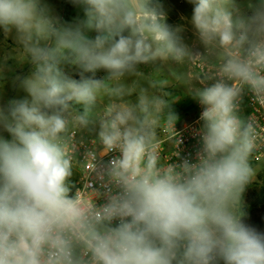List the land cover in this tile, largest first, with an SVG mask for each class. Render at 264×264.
Instances as JSON below:
<instances>
[{"label": "clouds", "instance_id": "9594fccd", "mask_svg": "<svg viewBox=\"0 0 264 264\" xmlns=\"http://www.w3.org/2000/svg\"><path fill=\"white\" fill-rule=\"evenodd\" d=\"M187 2L203 52L183 43L157 0H72L85 18L71 25L42 0H0V29L16 43L3 60L31 65L16 77L27 96L0 104L11 137L0 135V264H264V233L243 222L241 203L264 151V124L241 115L245 93L264 109V0H248L251 15L236 0ZM157 62L189 69L172 74L203 109L195 162L180 160L169 92L140 87L130 99L126 78ZM83 132L94 138L80 161Z\"/></svg>", "mask_w": 264, "mask_h": 264}, {"label": "rangeland", "instance_id": "374dc122", "mask_svg": "<svg viewBox=\"0 0 264 264\" xmlns=\"http://www.w3.org/2000/svg\"><path fill=\"white\" fill-rule=\"evenodd\" d=\"M43 3L47 4L51 13L54 16L60 18L61 23L65 24H75L79 20H83L84 11L79 5L72 3V0H42ZM157 2L162 6V10L165 13L167 19L166 23L172 28H182L179 34L182 37V41L194 52H203V46L199 43L194 29L190 23V17L192 14L193 5L189 4L187 0H157ZM242 13L244 15H251L250 9H248V0H236ZM90 37L96 35L94 32L88 33ZM16 47V43L12 36L5 38L3 30L0 29V76L3 77V91L0 95V104H6L7 101L12 99H23L27 94L19 87V82L16 77H25L31 71V65L24 63L20 64L14 59H9L7 61L3 60L4 50L11 52ZM161 65L157 62L155 64L141 65V73L127 77L125 82L127 84L135 85V91L130 99H135L136 92L139 91L140 87L148 88L150 92L155 94H163L164 92H169L171 95L167 99L172 102L171 109L172 112L178 117V123H182L187 120V116L194 112L197 99L190 93L189 86L183 81L178 80L172 74L176 73H187L189 71L187 66H178L175 62L171 66H163L159 72H156ZM65 71L67 74L71 75L75 79H80V70L75 66L66 65ZM106 73L101 70L95 74V78H102ZM85 78H92L91 73H84ZM192 87H201L198 81L192 82ZM168 124L166 117L162 116L160 120L159 135L161 136V130L164 126ZM85 137L94 138V134H89L87 132L79 133ZM4 138L10 139V135L6 132H0ZM252 163V162H251ZM252 166L257 169L254 180L248 184L245 191L242 194L241 203L242 211L244 212L243 221L246 218V213L244 209L246 194L252 188L253 184L257 182L258 175L264 172V161L261 163H252ZM75 175L73 174V177Z\"/></svg>", "mask_w": 264, "mask_h": 264}, {"label": "built area", "instance_id": "2783aa9c", "mask_svg": "<svg viewBox=\"0 0 264 264\" xmlns=\"http://www.w3.org/2000/svg\"><path fill=\"white\" fill-rule=\"evenodd\" d=\"M200 86L202 87V85ZM258 108L259 105L253 101L252 94L245 93L241 104V115L245 118L254 116L261 124H264V109L257 111ZM202 110V106L197 101L194 112L187 116V120L182 123L176 122L175 124L176 131L179 133V138L182 140L179 148L180 160L189 159L192 162H195L196 151L199 148V138L194 134V132L200 127L199 117ZM165 129H167V131H165ZM171 134L172 132L170 126L166 124L164 128H162L160 136L161 153L164 158H170L173 154L174 145L168 139ZM75 139L77 141V159L83 161L86 151L92 148L91 140L93 138L85 137L77 133ZM81 140L83 141L82 144L79 143ZM113 155H115V153L99 158V163H106ZM180 160L173 157L172 162H180ZM263 161L264 151H261L256 154L252 163H261ZM74 175L75 178H72V183L76 188L82 187L83 183L86 182L83 174L79 170L74 169ZM88 179L94 180L95 177L93 176Z\"/></svg>", "mask_w": 264, "mask_h": 264}, {"label": "trees", "instance_id": "16d2710c", "mask_svg": "<svg viewBox=\"0 0 264 264\" xmlns=\"http://www.w3.org/2000/svg\"><path fill=\"white\" fill-rule=\"evenodd\" d=\"M244 223L264 233V172L258 175L257 182L246 194Z\"/></svg>", "mask_w": 264, "mask_h": 264}]
</instances>
